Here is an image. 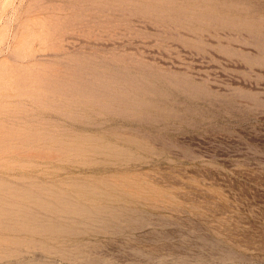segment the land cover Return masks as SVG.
I'll use <instances>...</instances> for the list:
<instances>
[{
    "label": "rangeland",
    "instance_id": "374dc122",
    "mask_svg": "<svg viewBox=\"0 0 264 264\" xmlns=\"http://www.w3.org/2000/svg\"><path fill=\"white\" fill-rule=\"evenodd\" d=\"M0 264H264V0H0Z\"/></svg>",
    "mask_w": 264,
    "mask_h": 264
},
{
    "label": "bare ground",
    "instance_id": "6f19581e",
    "mask_svg": "<svg viewBox=\"0 0 264 264\" xmlns=\"http://www.w3.org/2000/svg\"><path fill=\"white\" fill-rule=\"evenodd\" d=\"M15 242V241H14Z\"/></svg>",
    "mask_w": 264,
    "mask_h": 264
}]
</instances>
